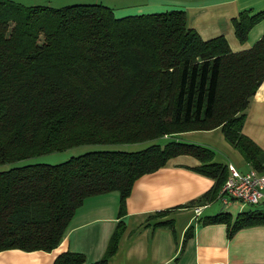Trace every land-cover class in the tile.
I'll return each mask as SVG.
<instances>
[{"label": "trees", "instance_id": "obj_1", "mask_svg": "<svg viewBox=\"0 0 264 264\" xmlns=\"http://www.w3.org/2000/svg\"><path fill=\"white\" fill-rule=\"evenodd\" d=\"M263 15L264 9L239 10L231 18L236 36L245 40ZM263 77L264 31L251 45L233 50L222 33L203 38L188 26L180 7L115 15L101 0H0V165L82 144L170 136L137 150L91 149L60 162L0 168V250H51L90 195L117 190L122 216L135 179L177 154L195 156L199 164L192 169L213 183L150 217L211 202L228 163L215 161L211 147L173 138L175 133L218 127L249 167L264 172V150L242 132L245 108ZM261 203L233 218L220 211L195 220L224 222L230 236L264 223ZM155 224L170 225L171 219ZM124 229L120 217L102 256L90 264H107ZM84 261L83 253L67 250L52 264Z\"/></svg>", "mask_w": 264, "mask_h": 264}, {"label": "crops", "instance_id": "obj_2", "mask_svg": "<svg viewBox=\"0 0 264 264\" xmlns=\"http://www.w3.org/2000/svg\"><path fill=\"white\" fill-rule=\"evenodd\" d=\"M120 6L125 8H117L119 13L115 15L183 8L188 26L194 27L203 38L222 33L233 50L251 45L264 31L263 15L250 26L242 41L236 36L231 19L242 9H250V12L264 9V0H131ZM245 111L242 132L264 150V77ZM173 138L207 145L214 150L215 161L233 163L240 170L249 168L218 127L179 132ZM198 164L199 160L191 154H177L158 169L135 179L126 197V212L120 216L125 229L107 264H264V223L242 226L228 236L224 222L197 223L192 219L191 206L150 217L159 209L188 202L212 185V177L192 169ZM118 199L117 190L85 197L71 216L58 245L49 251L1 249L0 264H52L56 255L67 250L83 253V264H90L102 256L120 218L117 216ZM260 202L264 205V197ZM204 204L196 219L220 211H227L233 218L248 209L236 199L224 203L217 196ZM167 219H171L170 225L155 224ZM190 224H194L193 233L189 232L184 239Z\"/></svg>", "mask_w": 264, "mask_h": 264}, {"label": "built area", "instance_id": "obj_3", "mask_svg": "<svg viewBox=\"0 0 264 264\" xmlns=\"http://www.w3.org/2000/svg\"><path fill=\"white\" fill-rule=\"evenodd\" d=\"M222 202L236 199L245 204H257L264 197V172L249 167L245 171L239 170L234 164L228 163V173L217 194ZM206 204L192 206L193 218L196 219Z\"/></svg>", "mask_w": 264, "mask_h": 264}, {"label": "rangeland", "instance_id": "obj_4", "mask_svg": "<svg viewBox=\"0 0 264 264\" xmlns=\"http://www.w3.org/2000/svg\"><path fill=\"white\" fill-rule=\"evenodd\" d=\"M23 3H48L52 5H60L63 3H69V2H79V1H93V0H18ZM104 3L109 4L113 12L119 13L117 8H125L123 6H120V3H128L131 0H101ZM127 9V8H126ZM170 138V136L168 137ZM160 138L156 139L159 140ZM173 139V138H172ZM165 138L160 139V143L164 142ZM152 140L149 141H142V142H136V143H124V144H82L74 147H70L64 150L59 151H51L46 152L40 155L27 157L18 161L4 163L0 165V168L8 167L10 165H18V164H24V163H33V162H47V163H55L60 162L62 160L67 159L69 156L80 154L82 152H85L87 150L91 149H99V148H120V149H126V150H137L144 148L145 146L149 145ZM247 206L250 204H246Z\"/></svg>", "mask_w": 264, "mask_h": 264}]
</instances>
